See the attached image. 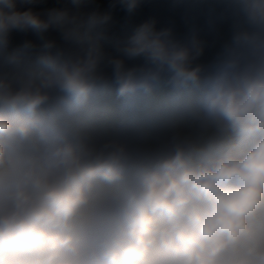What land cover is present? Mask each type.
I'll use <instances>...</instances> for the list:
<instances>
[{
    "label": "clouds",
    "instance_id": "obj_1",
    "mask_svg": "<svg viewBox=\"0 0 264 264\" xmlns=\"http://www.w3.org/2000/svg\"><path fill=\"white\" fill-rule=\"evenodd\" d=\"M0 264H264V0H0Z\"/></svg>",
    "mask_w": 264,
    "mask_h": 264
}]
</instances>
